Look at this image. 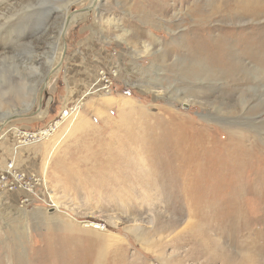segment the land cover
Returning <instances> with one entry per match:
<instances>
[{"label":"rangeland","instance_id":"rangeland-1","mask_svg":"<svg viewBox=\"0 0 264 264\" xmlns=\"http://www.w3.org/2000/svg\"><path fill=\"white\" fill-rule=\"evenodd\" d=\"M244 1L0 0V172L40 197L0 187V264H264V15ZM56 121L52 156L17 146Z\"/></svg>","mask_w":264,"mask_h":264},{"label":"built area","instance_id":"built-area-1","mask_svg":"<svg viewBox=\"0 0 264 264\" xmlns=\"http://www.w3.org/2000/svg\"><path fill=\"white\" fill-rule=\"evenodd\" d=\"M105 72V71H104ZM105 74V73H104ZM103 74V76H104ZM103 81V79H102ZM105 86V83L103 87ZM102 87V88H103ZM107 87H104L103 89L109 90ZM76 104L73 105L72 108H66L63 109L62 112V119L58 121H64L65 119L71 117L74 113L77 112V107H75ZM75 118V117H74ZM58 121H56L55 126H49L44 129L39 130L36 133H30L32 135L33 140H30V137H27V132H18V137L20 144H26V143H35L38 141H41L42 138L49 137L51 133L54 132L58 128ZM25 133V134H24ZM29 136V135H28ZM6 167V168H5ZM4 169L0 172V187L7 188L10 190H27V193L29 194V197L26 199V202L23 201V203H29L30 200L35 201L36 199H40L39 196L31 195L32 192H34L33 189V183L29 181V179L26 177V174L19 171L17 167L15 166V162L12 161V163L7 164ZM36 182V180H35ZM30 198V199H29Z\"/></svg>","mask_w":264,"mask_h":264},{"label":"bare ground","instance_id":"bare-ground-1","mask_svg":"<svg viewBox=\"0 0 264 264\" xmlns=\"http://www.w3.org/2000/svg\"><path fill=\"white\" fill-rule=\"evenodd\" d=\"M189 0H175V2H177V3H180V4H184V3H186V2H188ZM243 3H241V2ZM223 0V5L222 6H219L218 7V11L219 12H225V11H228L230 14H232V15H234V16H239V14L242 12V11H245V12H242V13H246L247 11H249V9H250V4L249 3H247V2H245L244 0ZM249 1V0H248ZM257 2H258V5H259V8L257 7L256 9H255V15H261V14H263L264 15V0H257ZM242 9V10H241ZM217 11V12H218ZM61 34H64V32H63V30L61 31ZM47 76V75H46ZM102 79H103V76L99 79V81H98V83L100 84V83H102V85L101 86H103L104 85V83H103V81H102ZM44 80H45V75H44ZM99 87V88H97V89H95V90H92L91 91V93L93 94V93H98V91L100 90V88H102V87ZM88 93H90V92H87L86 93V95H85V97H84V100H85V98L87 97V95H90V94H88ZM34 104V102L32 103V105ZM83 100L82 99H79L77 102H76V107H77V112L76 113H74L73 115H71V117H69V118H67V119H65V121H67L68 123L66 124L67 126H65L64 127V132H63V134H65V133H67V132H69L70 130H71V127L72 126H74V125H76L78 122H83L84 121V118L83 117H80V116H82V115H80L81 114V109H82V106H83ZM32 107V106H31ZM75 117V118H74ZM76 120H77V122H76ZM61 126H62V123H58V130L61 128ZM56 129V131L54 132V134L53 133H51L50 135H49V137H45V138H42V139H49V138H51L52 137V139H53V141H54V143H53V145H52V148H51V150H50V153H51V156H52V154H54V152H55V150H56V148L59 146V144L61 143V139L59 138L60 136H56V137H53L54 135H55V133L58 131ZM62 134V135H63ZM42 139H41V141H42ZM24 144H17V146H23ZM17 149H19V148H17ZM50 156V157H51ZM50 157H48V159H47V161H46V164L47 165H49V159H50ZM45 167H47L46 165H45ZM43 184V183H42ZM54 206H55V209L56 210H59V206L55 203L54 204ZM98 227H100V226H98Z\"/></svg>","mask_w":264,"mask_h":264}]
</instances>
